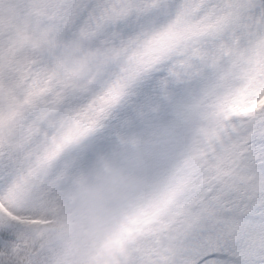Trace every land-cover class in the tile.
<instances>
[{
    "label": "snow or ice",
    "instance_id": "snow-or-ice-1",
    "mask_svg": "<svg viewBox=\"0 0 264 264\" xmlns=\"http://www.w3.org/2000/svg\"><path fill=\"white\" fill-rule=\"evenodd\" d=\"M0 264H264V0H0Z\"/></svg>",
    "mask_w": 264,
    "mask_h": 264
}]
</instances>
